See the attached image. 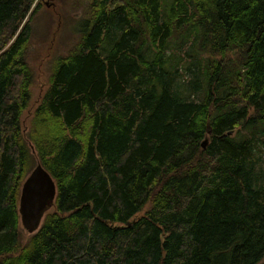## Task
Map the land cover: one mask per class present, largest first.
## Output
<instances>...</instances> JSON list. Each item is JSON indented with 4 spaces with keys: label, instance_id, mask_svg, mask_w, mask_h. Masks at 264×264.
Masks as SVG:
<instances>
[{
    "label": "trees",
    "instance_id": "1",
    "mask_svg": "<svg viewBox=\"0 0 264 264\" xmlns=\"http://www.w3.org/2000/svg\"><path fill=\"white\" fill-rule=\"evenodd\" d=\"M165 1L86 0L25 133L40 3L0 0V264H264V0ZM32 154L56 195L21 243Z\"/></svg>",
    "mask_w": 264,
    "mask_h": 264
},
{
    "label": "rangeland",
    "instance_id": "2",
    "mask_svg": "<svg viewBox=\"0 0 264 264\" xmlns=\"http://www.w3.org/2000/svg\"><path fill=\"white\" fill-rule=\"evenodd\" d=\"M37 1H39L40 7L31 19L32 34L25 54L33 75L29 105L21 118L22 129L25 133L28 131L35 108L49 86L48 78L53 63L60 57L67 55L78 43L80 35L77 32V27L86 8V0ZM165 2L167 7L162 3L163 11L165 7L166 10L169 9L172 0ZM192 49L189 44H176L171 49L172 51L166 52L169 59L166 68L170 69L171 66H175L178 69L174 75V83L188 88L191 86L193 78L198 76L199 69L197 64L199 55H195ZM177 57L181 58V62L177 63ZM186 97L191 101H200L203 95L199 92H193ZM254 153L259 158L255 172L258 176H262L261 184L264 186V134L257 136ZM30 162L32 163L31 171L37 164L35 155L32 154ZM20 235L21 243L26 242L30 236L21 225Z\"/></svg>",
    "mask_w": 264,
    "mask_h": 264
},
{
    "label": "water",
    "instance_id": "3",
    "mask_svg": "<svg viewBox=\"0 0 264 264\" xmlns=\"http://www.w3.org/2000/svg\"><path fill=\"white\" fill-rule=\"evenodd\" d=\"M206 144L207 139L201 146L205 148ZM55 195L53 179L39 163L36 164L22 182L18 200L19 223L28 234L37 232L45 214L53 206Z\"/></svg>",
    "mask_w": 264,
    "mask_h": 264
}]
</instances>
